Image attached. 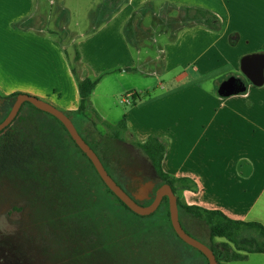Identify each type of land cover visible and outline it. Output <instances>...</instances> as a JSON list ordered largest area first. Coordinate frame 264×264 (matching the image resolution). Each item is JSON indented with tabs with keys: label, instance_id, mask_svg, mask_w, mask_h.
<instances>
[{
	"label": "crops",
	"instance_id": "0c3cea01",
	"mask_svg": "<svg viewBox=\"0 0 264 264\" xmlns=\"http://www.w3.org/2000/svg\"><path fill=\"white\" fill-rule=\"evenodd\" d=\"M78 1L87 4L91 32L99 28L97 35L102 36H92L84 47H99L104 58L117 56L93 65L95 77L90 79L98 83L89 96L91 108L97 110L91 100L102 78L134 74L145 60L155 63L151 70L161 78L159 92L144 104L124 101L130 104L123 116L132 138L142 144L156 136L166 143L163 171L188 178L197 188L178 191L186 204L264 226V85L253 86L240 71L243 56L264 54V0H0L3 97L27 94L63 113L77 110L76 79L64 46L50 35L57 27L43 20L71 15L70 7ZM186 8L210 12L219 29L187 20ZM129 27L136 39L135 55L123 37ZM143 40L157 51L153 57L141 56ZM39 41L47 50L40 57L31 50ZM229 77L244 82L246 89L222 97L218 86ZM247 258L251 264H264V254Z\"/></svg>",
	"mask_w": 264,
	"mask_h": 264
},
{
	"label": "trees",
	"instance_id": "16d2710c",
	"mask_svg": "<svg viewBox=\"0 0 264 264\" xmlns=\"http://www.w3.org/2000/svg\"><path fill=\"white\" fill-rule=\"evenodd\" d=\"M185 11L187 20H199L208 28L219 29L217 18L210 12L191 8H186ZM78 62L79 54L76 52V66ZM71 72L77 82L79 105L76 111L65 114L72 122L73 118L79 121V135L96 153L119 186L123 188L130 184L135 176L131 175L130 168L126 169L123 165V168H119L122 164L119 151L126 146L125 134L128 133L129 144L146 159L150 172L158 180L156 189L168 184L176 195L179 221L184 231L189 232L183 219L195 220L208 228L210 242L204 244L212 250L218 264L244 260L248 254H264L262 224L230 219L220 211L186 204L177 196L178 191H196L197 188L192 180L175 178L163 171L166 143L156 136H149L142 144L137 143L128 132L125 116L115 125L102 120L89 104V96L98 79L87 77L80 80L76 68H71ZM17 95L3 98L5 104L0 109V114L6 110L8 114ZM132 98H138V94L133 92ZM21 111L22 106L12 123L0 132V208L12 205L11 209L21 214L14 233H0V264H117L114 259L109 258L116 251L123 252L124 256L135 257L136 249L130 245V240L136 234L148 232L162 237L166 236V232L175 234L169 219L167 198L149 216L134 214L109 191L91 162L56 118L50 115L51 121L58 124L63 135L57 132L55 134L54 127L49 126L46 120L31 115L21 116ZM33 111L42 113L34 107ZM7 114L0 119V123ZM91 116L105 128V135L96 129ZM72 146L89 163L93 174L99 179L108 196L105 200L95 191L92 178L86 172L80 173L76 169L77 161L70 152ZM117 170L123 172L116 176L114 171ZM118 210L146 219L148 224L111 228L110 221L124 220ZM160 210H163L164 216L160 214ZM160 219H163L165 226L157 224ZM114 232L117 233L116 238L108 236ZM175 236L179 238L176 234ZM215 239L222 241L217 243ZM177 253L180 259L183 256L196 257L197 264H208L200 252L203 257L201 259L199 256H192L185 248L180 247ZM128 258H124L123 264H129Z\"/></svg>",
	"mask_w": 264,
	"mask_h": 264
},
{
	"label": "rangeland",
	"instance_id": "374dc122",
	"mask_svg": "<svg viewBox=\"0 0 264 264\" xmlns=\"http://www.w3.org/2000/svg\"><path fill=\"white\" fill-rule=\"evenodd\" d=\"M86 5L87 4L83 1L72 3L70 7V9L72 10L71 15L68 16L67 14V16L60 15L59 17H57V14L55 16L53 14L52 19L46 18L43 21L44 22L47 21L46 25L48 24V26H50L52 23L56 25L57 28L55 29L53 27V29L51 30H53L54 32L51 33L50 35L54 40H57V42L59 41L58 44L61 45V47L64 46L65 59L68 62V66L70 67V69L76 68V74L78 77L81 76V74H85L86 77L92 78L95 77L92 69H93V65H96V62L97 63L109 62V61L112 62L114 61V58L117 56L113 57V59L108 57L104 58L105 54L104 52L100 51L99 47L94 46L93 50L89 49L90 44L84 47L85 41L90 39L92 36L96 38L98 36L97 32L100 31L99 28H96L97 30L91 32L90 27L88 25L89 20L85 16ZM108 5L111 6V4ZM63 23L67 24L69 29H66L64 31L61 28L62 27L61 25ZM134 23H136V21H134ZM128 26H130V24H128ZM130 27L126 30L125 33L123 32V37L125 39L128 48L131 51L130 53H132V55H135L136 39L134 38V34L131 33ZM100 36L101 35H99L97 38H99ZM95 38H94V44L97 39ZM44 46L45 44H41V42L39 41L34 45V47H32L31 50L32 52H35V54H37L38 57H40L42 52L47 53V50L43 51ZM140 47L142 49V50L140 49V54L142 57L145 56V54L147 55L150 54L153 57L157 52L156 50H154L153 45L148 40H143ZM76 52H78L79 54V62L77 66L74 63V56ZM116 60H118V58ZM155 67H156L155 63H149L148 60H145L143 63H140L138 69L136 70V73L134 74L125 75L124 77H118V75L114 74L112 77L102 78V81L98 84V88L95 92V95L91 100V104L95 108H97V110L94 109L92 110L97 115L99 114L98 116L101 119L103 118L102 120H104L105 122L111 125L117 124L122 119L123 114L130 107V104L134 100L132 97L127 95L128 93L133 92V90L136 91V93L138 94V98H136L135 100L136 103L140 105L141 103L144 104L145 101L147 102L150 96L159 92L158 85L160 82L159 79L161 78H159V76L154 74L153 70H151ZM99 77L100 76H98L97 78ZM162 85L168 86L170 85V83L163 82ZM0 97L4 98L2 94H0ZM125 100L130 102V104H125L124 102ZM6 111L5 112L3 111L0 114V119H2L7 114ZM64 113H68V112H64ZM19 115L21 116L31 115L33 117L46 120L47 123H49V126L51 125L52 127H54L55 134L58 133L60 135H63V132L58 126V124L56 122L51 121L52 117L49 114L44 112H42L41 114H37L35 111H33V107L29 103H24L22 105V111ZM92 119L95 122L96 129L102 135H105L106 130L102 126V124L98 120H96L95 117H92ZM73 122L76 129L80 132L81 124L79 123V121H77L76 118H73ZM125 135H126L125 136L126 146L122 147V149L119 151L120 161L122 163L121 166H119V168H123L122 165L126 169L130 168L132 170L131 175L132 176L135 175L134 177L136 178V182H137L138 181L137 178L142 177V175L146 173L144 166L148 168L147 161L135 147L129 144L130 137L128 136V133ZM70 152L73 153L74 159H76L77 161L76 162L77 166H75L76 169L80 173H83V171L84 173L86 172L89 175V178L90 179L92 178L95 186V191L98 194H100L102 199L105 200V198L108 196L105 190L103 189L99 179H97V177L93 174V170L90 168L89 163L74 150L73 146L70 147ZM139 162L142 163L139 164ZM142 164H144V166ZM117 171H114V173L117 174L116 176H119L120 175L119 173L123 172L120 170ZM147 174L143 176L144 181L153 179L155 184L157 185L158 180H156V178L152 175V172L149 174V168ZM147 186L148 184L143 187H147ZM125 187L127 188L129 193L131 194L134 193V189L132 188V185L127 184L125 185ZM14 204L19 205L17 203ZM11 206L7 208L3 206L0 208V233L2 234L14 233L17 229L18 222L20 220V216H21L20 212L12 210ZM110 208L112 207L110 206ZM117 212L121 217L124 218V220L110 221L111 228L116 227L117 229H121L131 226L140 227L142 225L146 226L148 224V221L146 219L144 220L137 218L133 216L131 213L120 210H118ZM160 214L164 216L163 210H160ZM182 221L189 230V232L187 231L188 232L187 234H189L191 237L197 239L202 243L206 242L209 244L210 241L208 235V228L203 223L201 224L200 222H197L195 220H187V219H183ZM157 224L161 225L162 227L166 225L163 222V219H160L157 222ZM109 230L111 231L112 229ZM170 233L166 232V236L162 237L154 233L149 234L148 232L147 233L140 232L136 234L134 238L132 237L133 240H130L131 242L130 245L135 247L136 249L134 252L135 257H132L134 255L124 256L123 252L116 251L114 252L113 257H109V258L114 259V262L117 264H123L124 258L126 259L127 257H129L128 258L129 264H134L135 262L136 264H155V263L156 264L157 263L158 264H197L198 261L196 257L194 258L190 256L187 257L183 256L180 259V256H178L177 253V250L180 247L185 248V250H189L192 256H199L200 259L203 258L196 249L184 243L182 240L177 238L175 234H170ZM116 235L117 233L114 232L109 234L108 236H112V238H116ZM194 235L197 236L198 238L195 237ZM221 241H222L221 239H215V242L217 243H220ZM112 251L113 250H110V252ZM148 252H150V254L152 253V255H150ZM251 260L252 259L246 257V259L244 260L231 262V264H251L252 262Z\"/></svg>",
	"mask_w": 264,
	"mask_h": 264
},
{
	"label": "water",
	"instance_id": "95a60500",
	"mask_svg": "<svg viewBox=\"0 0 264 264\" xmlns=\"http://www.w3.org/2000/svg\"><path fill=\"white\" fill-rule=\"evenodd\" d=\"M240 71L244 78L253 86H263L264 54L255 53L243 56L240 59ZM237 81L238 80L235 77H229L222 81L217 89L218 94L222 97H229L243 92L246 89L244 82L241 81L238 83ZM3 102L4 99L0 97V104ZM24 103H30L34 108L53 116L64 126L76 146L91 162L105 186L134 214L141 217L149 216L158 209L162 199L164 197L167 198L169 219L175 234L184 243L203 254L207 259L208 264H218L212 250L204 243L191 237L182 228L178 215L177 197L172 191L170 185L163 184L157 188L154 198L149 205L143 206L139 204L137 200H142L143 198L136 197V199H134L116 183V181L108 174L96 153L79 135L71 119L50 103L27 94H18L15 97L7 116L0 123V132L12 123ZM153 187V184H148V186L145 187V190H141V192L144 193V197H147V195L152 191Z\"/></svg>",
	"mask_w": 264,
	"mask_h": 264
},
{
	"label": "flooded vegetation",
	"instance_id": "af4514ba",
	"mask_svg": "<svg viewBox=\"0 0 264 264\" xmlns=\"http://www.w3.org/2000/svg\"><path fill=\"white\" fill-rule=\"evenodd\" d=\"M237 82L240 83L241 81L238 80ZM4 104H5V100H4L3 103L0 104V109L3 107ZM141 163H142V162H139V164H141ZM142 165L144 166V164H142ZM144 169H145V172H146V173H145V172H143V173L147 174V173H148V168H147L146 166H144ZM150 173H151V172H150V170H149V174H150ZM145 174H143L142 177L137 178V179H138L137 182H136V178H135V177L131 180L130 185H132V188L134 189V193H133V194L129 193L128 190H127V188H126L125 186H124L123 188L120 186L123 190L126 191V193H127L128 195H130V196L133 197L134 199H136V197H141V198H143L142 200H137V202H138L139 204L143 205V206H147V205H149V204L152 202V200H153V198H154V195H155V192H156V187H155L156 184H155L154 180L152 179V180L144 181L143 176H144ZM147 175H148V174H147ZM146 177H147V176H146ZM149 183L154 184V187H153L152 191L147 195V197H144V193L141 192V189L145 190V187H143V186H146V185L149 184ZM164 199H165V197L162 199L161 203L163 202ZM160 205H161V204H160ZM160 205H159V206H160ZM158 208H159V207H158Z\"/></svg>",
	"mask_w": 264,
	"mask_h": 264
}]
</instances>
